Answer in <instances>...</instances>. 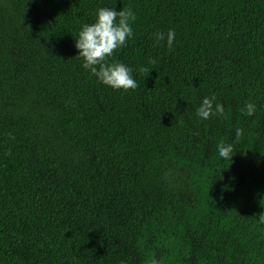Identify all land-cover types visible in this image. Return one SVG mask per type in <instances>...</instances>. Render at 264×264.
<instances>
[{"label": "trees", "instance_id": "obj_1", "mask_svg": "<svg viewBox=\"0 0 264 264\" xmlns=\"http://www.w3.org/2000/svg\"><path fill=\"white\" fill-rule=\"evenodd\" d=\"M100 7L135 13L134 90L76 57ZM261 212L264 0H0V264H264Z\"/></svg>", "mask_w": 264, "mask_h": 264}, {"label": "clouds", "instance_id": "obj_2", "mask_svg": "<svg viewBox=\"0 0 264 264\" xmlns=\"http://www.w3.org/2000/svg\"><path fill=\"white\" fill-rule=\"evenodd\" d=\"M136 20L134 11L129 7H123L117 11L111 7H100L95 12L93 22L81 26L75 35V48L78 50L76 57L82 60V69L95 76L96 80L112 88L113 90L127 91L137 87L136 80L132 76L133 69L119 62L114 57V52L126 46V42L133 36L132 23ZM156 42L165 40L169 48L175 40V31L169 29L167 33H153ZM154 62V61H153ZM143 67L137 71L143 72ZM215 97H203L199 105L195 107V115L198 120H208L210 117L224 115V106L214 103ZM247 116H253L256 106L248 102L241 110ZM240 128L235 129V138L242 136ZM219 157L227 161L233 156L231 143L217 145ZM260 222L264 223V212L259 215Z\"/></svg>", "mask_w": 264, "mask_h": 264}]
</instances>
